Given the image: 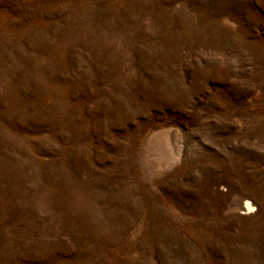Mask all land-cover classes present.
<instances>
[{
	"label": "rangeland",
	"instance_id": "374dc122",
	"mask_svg": "<svg viewBox=\"0 0 264 264\" xmlns=\"http://www.w3.org/2000/svg\"><path fill=\"white\" fill-rule=\"evenodd\" d=\"M0 264H264V0H0Z\"/></svg>",
	"mask_w": 264,
	"mask_h": 264
},
{
	"label": "bare ground",
	"instance_id": "6f19581e",
	"mask_svg": "<svg viewBox=\"0 0 264 264\" xmlns=\"http://www.w3.org/2000/svg\"><path fill=\"white\" fill-rule=\"evenodd\" d=\"M240 208V210H242L241 214L243 215L252 213V206L248 201H244L243 203H241Z\"/></svg>",
	"mask_w": 264,
	"mask_h": 264
}]
</instances>
